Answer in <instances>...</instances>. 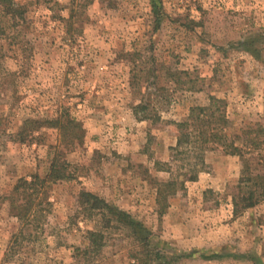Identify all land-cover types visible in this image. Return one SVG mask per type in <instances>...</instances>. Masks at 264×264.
<instances>
[{
    "label": "rangeland",
    "instance_id": "374dc122",
    "mask_svg": "<svg viewBox=\"0 0 264 264\" xmlns=\"http://www.w3.org/2000/svg\"><path fill=\"white\" fill-rule=\"evenodd\" d=\"M15 1L27 7L25 36L12 41L21 28L8 27L0 11L8 27L0 35V264H73L85 232L102 228L99 218L74 217L82 190L142 224L149 249L181 257L175 264H264V200L233 214L238 157L208 152L204 171L166 198L163 214L157 203L176 142L168 121L212 95L234 127L264 122V0ZM70 7L67 33L58 18ZM154 12L163 14L158 26ZM141 100L157 123L133 113ZM61 111L84 130L80 145L60 146L72 177L51 186L43 236L9 251L19 224L2 197L19 178L44 176L61 140L47 127L31 143L17 133L24 120ZM250 153L264 155V145ZM250 167L257 172L256 161ZM113 224L101 229L98 264H133L131 250L140 249L132 230Z\"/></svg>",
    "mask_w": 264,
    "mask_h": 264
},
{
    "label": "trees",
    "instance_id": "16d2710c",
    "mask_svg": "<svg viewBox=\"0 0 264 264\" xmlns=\"http://www.w3.org/2000/svg\"><path fill=\"white\" fill-rule=\"evenodd\" d=\"M48 3V1H43ZM0 11L2 18L8 21V27L20 26L12 41H17L20 36H25L28 24L27 7L15 0H0ZM76 9L70 7L68 18L58 19L65 22L71 32ZM156 25L160 24L163 14L153 13ZM8 27L0 25V35L6 32ZM186 72H176L175 75ZM14 76L16 73L13 74ZM134 78V76L132 77ZM195 89V88H194ZM149 102L141 100L133 107L135 115H141L142 120L152 119L157 123L160 118H151L147 112L150 109ZM224 100L210 95L206 105H195L189 109L188 115L181 121H168L175 136L176 142L169 149L170 159L162 165L164 171L169 174L166 182L158 183V205L160 214L168 208L167 197L176 195L182 191L185 184L195 182L198 175L206 167L205 156L208 152L221 151L224 155L236 156L243 165V175L238 180L237 192L232 196L233 214L238 215L264 200V155L252 156L250 152H260L264 145V122L255 124L254 127L245 131L233 126L225 111ZM156 114V113H154ZM53 128L58 131L59 146L55 149L47 173L44 176L31 175L28 178H19L11 191L2 197L7 203L10 215L19 224L16 233L12 234L9 251L18 245H31L45 232V223L51 207V186L59 181L68 180L72 176L66 174L65 154L60 151V146L73 147L80 145L84 137V130L79 121L65 112L52 118L26 119L17 133L20 143H31L34 133L42 128ZM66 153V152H65ZM250 153V154H249ZM249 154L250 156H247ZM256 161L257 172L252 171L250 162ZM159 169V163H155ZM79 212L74 216L84 221L99 218L101 229H114V224L131 228L135 237L136 247L131 250L129 258L133 264H175L180 258L160 254L149 249L148 239L144 235L145 228L142 224L131 220L126 213L114 210L103 199L87 192L80 191L76 199ZM88 230L85 232L83 247L74 248L73 264H98L101 250L105 245L104 231ZM143 233V234H142ZM7 256V255H6ZM193 257L192 256H187Z\"/></svg>",
    "mask_w": 264,
    "mask_h": 264
}]
</instances>
